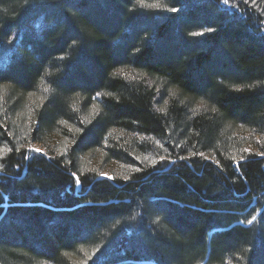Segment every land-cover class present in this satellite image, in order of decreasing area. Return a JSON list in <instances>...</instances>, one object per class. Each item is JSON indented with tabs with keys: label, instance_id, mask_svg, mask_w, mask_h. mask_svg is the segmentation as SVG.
Returning <instances> with one entry per match:
<instances>
[{
	"label": "trees",
	"instance_id": "16d2710c",
	"mask_svg": "<svg viewBox=\"0 0 264 264\" xmlns=\"http://www.w3.org/2000/svg\"><path fill=\"white\" fill-rule=\"evenodd\" d=\"M230 2L0 0V264H264V0Z\"/></svg>",
	"mask_w": 264,
	"mask_h": 264
},
{
	"label": "snow or ice",
	"instance_id": "6c2138e0",
	"mask_svg": "<svg viewBox=\"0 0 264 264\" xmlns=\"http://www.w3.org/2000/svg\"><path fill=\"white\" fill-rule=\"evenodd\" d=\"M220 2L223 4V5H225V6H227L228 8H230V9H235V8H237L238 7V4H234V3H231L230 2V0H220ZM242 2L245 4V5H248L249 3H251L253 6L254 5H256V3H257V0H242ZM172 11H176V9H172ZM262 25H264V21H259V23H258V27H260V26H262ZM260 30H261V32L262 33H264V27H260ZM207 31L208 32H213V31H215V29L214 28H208L207 29ZM193 35H203V33H193ZM100 95V93H96V96L98 97ZM96 97H93V99H95ZM29 151H32V152H42V150L41 149H39V148H29L28 149ZM244 151L245 152H248L249 150L248 149H244ZM44 155H47L46 153H44ZM193 155H197V153H193ZM198 155H200L201 157H203L204 159H207V157H204V154L203 153H198ZM257 155H260V156H264V152H260V153H257ZM164 159V157L162 156V157H160V160H163ZM179 159H187L186 157H179ZM245 159V157L244 156H241L240 157V160H233V163L235 164V166L237 167V168H239V166H240V162L241 161H243ZM151 163L153 164V165H155L156 163H157V160H155V159H153L152 161H151ZM215 163L217 164V165H219V161H215ZM138 170V169H137ZM100 175L101 176H107V174L106 173H100ZM71 176L74 178V180H75V182L77 183V184H79L81 181H80V177L77 175V173H75V172H72L71 173ZM108 179H113V177H108ZM125 179H127V177H125ZM0 195H2V193H0ZM5 199H7V197H5ZM256 219V217H252V219H250V220H248V223H252L254 220Z\"/></svg>",
	"mask_w": 264,
	"mask_h": 264
},
{
	"label": "rangeland",
	"instance_id": "374dc122",
	"mask_svg": "<svg viewBox=\"0 0 264 264\" xmlns=\"http://www.w3.org/2000/svg\"><path fill=\"white\" fill-rule=\"evenodd\" d=\"M42 26H43L42 20L40 18H37L31 22V24L29 26V30L34 35H37V34H39V31L42 28ZM30 148H39L43 151V148L40 147L38 144H35V143L31 144Z\"/></svg>",
	"mask_w": 264,
	"mask_h": 264
}]
</instances>
